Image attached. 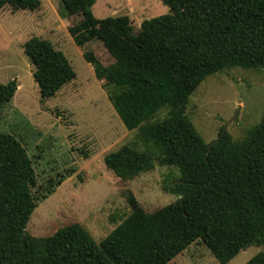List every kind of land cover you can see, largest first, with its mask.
<instances>
[{"label": "trees", "instance_id": "16d2710c", "mask_svg": "<svg viewBox=\"0 0 264 264\" xmlns=\"http://www.w3.org/2000/svg\"><path fill=\"white\" fill-rule=\"evenodd\" d=\"M95 1L61 0L64 17H79L68 33L80 47L99 40L113 59L104 65L93 51L82 53L124 127L137 129L145 145L124 144L103 162L123 180L155 161L176 167L178 177L162 188L178 198L146 212L129 192L130 213L99 242L77 222L33 237L25 227L37 204L36 174L21 143L0 132V264H168L198 240L225 264L250 245L264 246V114L241 139L221 128L211 145L185 114L208 75L238 66L264 70V0H161L168 12L143 19L136 31L127 15L97 22ZM7 5L36 10L41 1L0 0V9ZM22 48L41 98L75 77L49 40L31 36ZM16 89L15 79L0 83V111ZM164 107L165 116L154 119ZM243 264H264V251Z\"/></svg>", "mask_w": 264, "mask_h": 264}, {"label": "rangeland", "instance_id": "374dc122", "mask_svg": "<svg viewBox=\"0 0 264 264\" xmlns=\"http://www.w3.org/2000/svg\"><path fill=\"white\" fill-rule=\"evenodd\" d=\"M40 1L36 10L8 5L0 9V83L17 82L0 111V132L21 143L36 174L31 193L37 204L25 230L44 237L77 222L99 242L130 213L129 192L146 212L174 202L178 196L162 185L179 172L155 161L153 169L123 180L105 166L103 156L124 144L145 150L137 129L124 127L103 80L96 79L82 53L93 51L104 65L113 59L99 40L75 45L67 28L79 17H64L61 0ZM168 9L161 0H96L92 5L97 22L127 15L134 31L143 19ZM31 36L49 40L75 71V77L49 98H41L33 66L23 53L22 45ZM166 110L161 108L154 119L163 118ZM185 114L207 143L217 138L225 123L231 137L241 139L264 114V70L238 66L208 75L190 95ZM259 251H264L263 245H250L225 264H243ZM168 264L220 263L198 240Z\"/></svg>", "mask_w": 264, "mask_h": 264}, {"label": "water", "instance_id": "95a60500", "mask_svg": "<svg viewBox=\"0 0 264 264\" xmlns=\"http://www.w3.org/2000/svg\"><path fill=\"white\" fill-rule=\"evenodd\" d=\"M226 131V123L224 124V126H223V131L222 132H225ZM219 136H217V138H218ZM217 138L216 139H214V140H212L211 142H209V144L211 145V144H213L214 142H215V140H217Z\"/></svg>", "mask_w": 264, "mask_h": 264}]
</instances>
